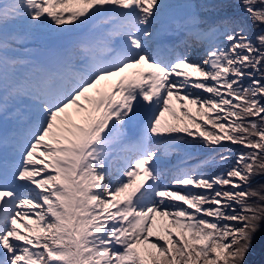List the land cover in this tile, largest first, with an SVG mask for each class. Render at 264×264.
Wrapping results in <instances>:
<instances>
[{
  "label": "snow or ice",
  "instance_id": "obj_1",
  "mask_svg": "<svg viewBox=\"0 0 264 264\" xmlns=\"http://www.w3.org/2000/svg\"><path fill=\"white\" fill-rule=\"evenodd\" d=\"M240 5L246 17L209 19L188 4L161 56L149 28L163 0H0V116L14 121L0 132V264H244L264 220V180L251 187L264 177V0ZM42 26L80 32L18 75L27 62L9 51ZM193 42L198 59L172 54ZM197 143L224 149L220 165L226 143L244 150L211 175L206 160L157 166ZM117 146L132 153L119 165Z\"/></svg>",
  "mask_w": 264,
  "mask_h": 264
},
{
  "label": "rangeland",
  "instance_id": "obj_2",
  "mask_svg": "<svg viewBox=\"0 0 264 264\" xmlns=\"http://www.w3.org/2000/svg\"><path fill=\"white\" fill-rule=\"evenodd\" d=\"M207 1L208 0H163V2L165 4H167L168 8L171 9L172 11H180V9L182 10V12L176 13V15L178 14V16H183L188 11V8H187L188 4L197 5V3H205ZM163 18L164 17L161 16L158 21H156L155 23H153L150 26L149 30L152 32L153 38L159 33V30L161 27V22L163 21ZM9 31L10 32L24 33L27 30L23 24H17L14 27H10ZM69 31H73V29H71ZM62 33L66 34L67 31H65V32L51 31L47 26H42L39 29L33 30L30 34L31 36H28V38L25 39L23 42L14 43L12 45V50L9 51L10 56H12L14 58H18V59H20L23 56H27V57L32 56L34 58L33 61L29 62V66H26V67H29L28 69H25L26 67H24V68L22 67L25 64L17 66V74L22 75V74L26 73L33 66V64H41V63H44L46 60L50 59L53 53L47 51L46 48H48L50 46V44L52 42H54L53 40H57L59 38L58 36H61ZM50 37H54V38L51 39ZM27 48H32L33 50L27 51ZM192 50H194V51L200 50L201 51L203 49L201 47H198L194 42L192 44V47L189 48L186 46V51L188 52L187 57L190 61L195 60V59H193L192 56H190V53L192 52ZM42 52H44V54H42ZM198 94L203 95V93H198ZM170 103H171V107L176 110L177 117H179L180 116V111H179L180 105L174 99ZM184 103L187 104L186 101ZM187 107L190 111L195 112V106L194 105H187ZM141 113H143V112H141ZM163 120H165L169 123H177L178 122L176 120V118H174L172 116V114L170 112L165 113ZM13 123H14V121L12 119L5 120L2 116H0V129L1 128L11 129L13 126ZM136 124H137L136 129L139 128V126L140 127L142 126L141 123L139 126H138V123H136ZM133 132L135 133L134 139L136 140L139 129L136 131H134V129H133V131L131 133H133ZM131 133H127V134H131ZM201 147H204V146L202 144L197 143L194 145H189L177 153H171V152L164 153V151L161 150L160 157L157 161L160 164L168 166L167 170L164 169L166 172L177 167V166H183L185 164L194 166V165H197L198 162L202 161V160L208 161V164H213L212 162H216L217 159L212 158V156H214L213 155L214 152H217V150L219 151L221 148L220 147L210 148L207 150V152L205 154H208V153H211V154L208 156H205V154L202 153V151H200ZM185 151L190 153V155L185 156L184 155ZM124 153H125L126 157L129 154V152H126V151H124ZM119 164H121L120 158H119V163L117 165H119ZM160 170L164 171L163 169H160ZM203 170L205 171L206 174L211 175L215 172L221 171L222 169H217V170H214L213 172H209L205 168ZM141 178L142 177L140 175H138V176L134 177V180L138 181ZM174 190L186 191L187 189L176 188ZM157 220H158V223H160V224L166 223V220L161 221L159 217H157ZM173 231L175 232L177 230L173 229Z\"/></svg>",
  "mask_w": 264,
  "mask_h": 264
},
{
  "label": "trees",
  "instance_id": "obj_3",
  "mask_svg": "<svg viewBox=\"0 0 264 264\" xmlns=\"http://www.w3.org/2000/svg\"><path fill=\"white\" fill-rule=\"evenodd\" d=\"M197 5L208 6L209 11L204 13V15L209 19H216L221 16L233 14L244 15L245 17L247 15L244 13L243 8L240 5V0H208L205 3H197ZM254 31H256V29H254L253 32L249 34L250 38L254 34ZM245 83H247V81H245ZM225 147H231L232 149L229 160L225 161L223 165L217 163L219 155L224 153V149L221 148L219 151L217 150V152H214V156H212V158H216L217 160L216 162H212L213 164H207L205 167L207 171L213 172L217 169L223 170L224 168L229 167L235 161L236 152L244 150L239 145H229L227 143L225 144ZM208 149L210 148L201 147L200 151L205 154ZM210 154L211 153L205 154V156ZM261 180H264V177L256 176L251 182V187L256 188ZM260 195L264 196V191L260 192ZM249 203L259 205L262 203V201L253 197L249 200ZM257 254H259V256L255 258ZM244 264H264V220L260 221L259 230L253 235L251 249L247 253Z\"/></svg>",
  "mask_w": 264,
  "mask_h": 264
},
{
  "label": "bare ground",
  "instance_id": "obj_4",
  "mask_svg": "<svg viewBox=\"0 0 264 264\" xmlns=\"http://www.w3.org/2000/svg\"><path fill=\"white\" fill-rule=\"evenodd\" d=\"M179 12H182V10L180 9V11H172L171 9H169L168 7L164 10V12L161 14V16L162 17H164L163 18V21L161 22V25H162V29H160L161 30V33L158 35V38H157V40L158 41H163L162 40V37H163V34L164 33H170V37H168L166 40H164L163 41V44H168V43H177V40L178 41H180V40H182L184 37H183V34L182 33H180V34H175V33H173L172 31H171V29H172V21L174 20V19H179V18H181L182 16H178V14L176 15V13H179ZM160 16V17H161ZM160 17H159V19H160ZM158 19V20H159ZM157 20V21H158ZM162 20V19H161ZM155 23V22H154ZM170 25V26H169ZM69 30H71V28H69L68 30H67V33L66 34H63L62 33V35L61 36H58L59 38L57 39V40H53L54 42H52L51 44H50V46L48 47V48H46V50L47 51H49V52H51V53H55V52H58L59 50H61L64 46H66V44L71 40V39H73L75 36H77L78 34H79V32H80V30L79 29H73V31H69ZM29 36H31V35H29ZM51 39L52 38H54V37H50ZM48 42V41H47ZM180 46H184V45H180ZM30 50H33L32 48H27V51H30ZM202 51L203 50H197V51H194V50H192V52L190 53V56H192L193 57V59H198L199 58V56L201 55V53H202ZM42 54H44V52H42ZM20 60L21 61H25V62H27V63H23V64H25V65H23V64H20V65H23L22 67L24 68V67H26V66H29V62L30 61H33L34 60V58L32 57V56H29V57H27V56H23V57H21L20 58ZM49 60V59H48ZM48 60H46L44 63H46ZM36 61V60H35ZM20 65H18V66H20ZM31 66V65H30ZM22 68V69H23ZM29 67H26L25 69H28ZM151 109H148L147 110V112L149 113V114H151ZM141 112H143V113H141L140 114V117H138L137 118V120L136 121H134L132 124H130L129 126H128V132L127 133H131L132 131H133V129H134V131H136V130H138V129H140V123H141V125H142V120H141V117L144 115V110H141ZM142 115V116H141ZM136 123H138V126H139V128H137L136 129V126H137V124ZM6 130H10V129H5V128H1L0 129V132H3V131H6ZM133 134V135H132ZM135 136V133L133 132V133H131V134H127V140L125 141V144L126 145H130L131 143H133L134 142V137ZM153 143H155V141H153ZM121 147V146H120ZM120 147H117L118 148V151L117 152H115V154H113V158H114V163L117 165L118 163H119V158L121 159V162H122V160L123 159H125L126 160V155H125V153H124V151H122V150H119V148ZM130 153V152H129ZM131 156V154H128V156H127V158H129ZM157 166L160 168V169H166L167 170V168H168V166L167 165H163V164H160L158 161H157ZM162 172H166L165 170L164 171H162Z\"/></svg>",
  "mask_w": 264,
  "mask_h": 264
},
{
  "label": "water",
  "instance_id": "obj_5",
  "mask_svg": "<svg viewBox=\"0 0 264 264\" xmlns=\"http://www.w3.org/2000/svg\"><path fill=\"white\" fill-rule=\"evenodd\" d=\"M261 251H262V250H261ZM258 256H259V254H257L255 258H257Z\"/></svg>",
  "mask_w": 264,
  "mask_h": 264
}]
</instances>
